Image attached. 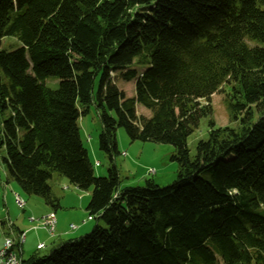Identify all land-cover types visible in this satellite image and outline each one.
<instances>
[{"label":"trees","instance_id":"16d2710c","mask_svg":"<svg viewBox=\"0 0 264 264\" xmlns=\"http://www.w3.org/2000/svg\"><path fill=\"white\" fill-rule=\"evenodd\" d=\"M5 38L20 47L2 48ZM131 80L127 98L117 84ZM221 88L235 128L212 118ZM91 105L104 178L78 131ZM202 119L207 137L191 157ZM118 128L174 148L170 186L121 188ZM1 150L26 195L55 211L48 183L64 177L90 193L97 223L21 264H264V0H0Z\"/></svg>","mask_w":264,"mask_h":264},{"label":"rangeland","instance_id":"374dc122","mask_svg":"<svg viewBox=\"0 0 264 264\" xmlns=\"http://www.w3.org/2000/svg\"><path fill=\"white\" fill-rule=\"evenodd\" d=\"M18 47H20V43L18 41L16 42V40L13 38H5L2 41V48L10 50L12 48L16 49ZM59 69L61 68H56L47 73L44 81L47 88L51 90L57 89L59 79L55 76V73ZM117 86L124 92L127 98L134 97L135 82L133 80L128 82L118 81ZM222 90H224V88H221L218 92L211 96L210 104L213 112L212 118L214 119L216 127L227 126L230 128H235L236 123L228 121V116L224 105L225 91ZM136 114L138 116H144L146 118H149L151 116V112L141 105H136ZM7 115L8 113H5L3 117H6ZM77 124L80 140L83 147L87 151L88 158L92 165L93 175L97 178L106 177L107 169L109 168V161L106 155L98 148V135L101 130V125L98 119V113L94 105L89 106L87 113L79 118ZM207 131V119H202L199 123L198 128L195 129L193 133L188 137L187 147L191 157H194L195 155V148L198 141L206 139ZM116 139L119 155L115 157L114 165L116 166L119 173L121 188L135 186L141 187L144 185V181L148 179H152L156 185H158L160 188H164L170 186L175 181L177 164L170 160V157L174 152V148L172 146L153 142L131 141L126 135V132L123 128L117 129ZM123 153H125L124 156L122 155ZM3 155L4 150H1L0 158ZM96 164H98V166H96ZM7 179H9L10 181L5 185ZM48 184L51 188L52 194H54L53 196L56 198L68 194L67 189H69L70 192L77 191L66 178L58 175H55ZM0 185V209L4 212L6 210L9 218L12 221L17 222L18 220L16 224L18 225V227L22 225V221H20V218H24L28 220V222L30 218L36 219L33 222L30 221L29 224L30 226H37L35 227V229H38V227L40 226L39 221L44 216H40L41 213H43V211L45 210L42 209L43 206L45 207L44 201L35 194L32 196L26 195L16 182L11 181L9 175L7 174L6 166L2 163L1 159ZM9 185H13L16 192L9 188ZM80 194L86 196V191H81ZM15 195L20 196L24 200L25 207L23 209L19 208L16 205ZM4 196L7 197V200L6 204H4L3 206L2 198ZM39 201L42 203V206L39 205ZM30 210L34 214H30ZM64 211L65 210L59 211L58 214L60 215V213ZM76 217V215H72L67 225H69L71 221H76ZM89 224L93 229L96 221L94 220ZM100 226H104V224L100 223ZM37 229L26 234L25 242L22 244V247L15 248V253L18 257H20L21 252H23L22 258L27 259L33 255H46L50 251L49 247L51 246V238H47V235L41 236V239H47L45 241L47 248L42 251L36 250L38 241L36 238L38 232H40L37 231ZM92 229L90 230V232L92 231Z\"/></svg>","mask_w":264,"mask_h":264},{"label":"crops","instance_id":"0c3cea01","mask_svg":"<svg viewBox=\"0 0 264 264\" xmlns=\"http://www.w3.org/2000/svg\"><path fill=\"white\" fill-rule=\"evenodd\" d=\"M9 181L10 180L7 179L5 185L8 184ZM11 181H13V180L11 179ZM8 187L16 192L13 185H9ZM64 188H67V187H64ZM75 189L77 190L75 192H70L69 189H67L68 194L60 196L59 197L60 199L57 197L59 199V203H58L59 207L55 211L51 207L47 206L44 203L45 207L43 206L42 209H45V210L43 211V213H41L40 216H43V215L46 216L50 212H54L55 218H56V228H55V233L53 236L49 235L45 230H43L39 227H38V229L36 228L37 231H40L37 234V238L35 237L38 240L37 244H39V243L45 244V241L47 239L43 240V239H41V236L47 235V238H51V246L49 247V249H52V248H55L58 245L66 242L68 240L79 238V237L84 236L85 234L90 232V230L92 228H91L89 223H91L95 220V219H93L91 221L87 220V218H88L87 203H89V200H90V193L88 194V192H86V196H84V195L80 194L81 190H78L77 188H75ZM30 196H32V195H30ZM6 200H7V197L4 196L2 198L3 206H4V204H6ZM39 205L42 206V203L40 201H39ZM85 205H86V207H85ZM84 207H85V209H84ZM63 210H65V211L60 213V215H59L58 212L63 211ZM30 214H34V213L30 210ZM72 215L77 216L76 221L75 220L71 221L69 223V225H67V223L70 221V217ZM29 216H33V215H29ZM31 219L32 218L29 219V222L31 221ZM34 220H36V219H34ZM20 221H22V225L20 227H18V225H16L18 220H17V222L12 221L9 218V215L7 214L6 210L4 212L0 209V248L2 247L1 234L3 232L6 234H9V236L15 240V239H17V236L20 233H25V238H26L27 233H30L31 231L36 230L35 227H37V226H30L28 220H26L24 218H20ZM70 225L76 226L77 227L76 230H74V231L70 230V228H69ZM46 248H47V246L45 244V248L42 250H45ZM42 250H39V251H42ZM22 256H23V252H21L20 257H19L21 260H23Z\"/></svg>","mask_w":264,"mask_h":264},{"label":"built area","instance_id":"2783aa9c","mask_svg":"<svg viewBox=\"0 0 264 264\" xmlns=\"http://www.w3.org/2000/svg\"><path fill=\"white\" fill-rule=\"evenodd\" d=\"M123 156L125 153L122 154ZM98 166V164H97ZM16 205L23 209L25 205H22L20 203H17L15 201ZM88 221L92 220V217L87 218ZM31 221H34V219H31ZM40 226L39 228L45 230L49 235L53 236L55 233L56 228V218L55 214L53 212H50L48 215L44 216L40 219ZM69 228H77L74 225H71ZM2 247L0 248V264H21L20 258L16 255L14 249L16 247H21L22 244L25 242V233H20L17 236V239H12V237L9 236V234L2 233ZM37 247H45L43 243H39L36 246Z\"/></svg>","mask_w":264,"mask_h":264},{"label":"bare ground","instance_id":"6f19581e","mask_svg":"<svg viewBox=\"0 0 264 264\" xmlns=\"http://www.w3.org/2000/svg\"><path fill=\"white\" fill-rule=\"evenodd\" d=\"M96 166H97V164H96ZM15 201L17 202V203H20V204H22V205H25V202H24V200L20 197V196H18V195H15ZM33 222V221H32ZM70 230H76V228H70ZM45 247H37V250H42V249H44Z\"/></svg>","mask_w":264,"mask_h":264}]
</instances>
